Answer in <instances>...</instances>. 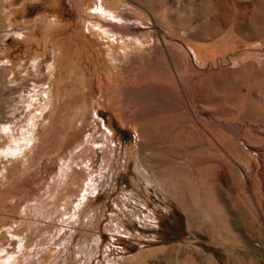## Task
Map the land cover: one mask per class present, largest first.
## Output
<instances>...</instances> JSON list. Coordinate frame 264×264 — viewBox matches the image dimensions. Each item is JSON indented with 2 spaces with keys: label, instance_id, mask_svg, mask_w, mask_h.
Masks as SVG:
<instances>
[{
  "label": "rangeland",
  "instance_id": "rangeland-1",
  "mask_svg": "<svg viewBox=\"0 0 264 264\" xmlns=\"http://www.w3.org/2000/svg\"><path fill=\"white\" fill-rule=\"evenodd\" d=\"M50 2L0 0V264H264V0Z\"/></svg>",
  "mask_w": 264,
  "mask_h": 264
},
{
  "label": "bare ground",
  "instance_id": "bare-ground-1",
  "mask_svg": "<svg viewBox=\"0 0 264 264\" xmlns=\"http://www.w3.org/2000/svg\"><path fill=\"white\" fill-rule=\"evenodd\" d=\"M50 4H51V6L53 7V10L56 12V17H58L57 15H62L61 14V9H60V7H59V0H51V2H50ZM114 18H116V16L114 17ZM119 18V17H118ZM153 103V102H152ZM162 105V104H161ZM173 106V105H172ZM172 106H169V107H172ZM145 108V107H144ZM147 108V107H146ZM145 108V109H146ZM148 109V108H147ZM156 110V109H155ZM157 112H159V110L157 111ZM206 127V126H205ZM197 132V131H196ZM199 132H200V130H199ZM205 159V158H204ZM201 161H203V159L201 160ZM209 162V161H208ZM208 173V172H207ZM206 179V178H205ZM236 225V224H235Z\"/></svg>",
  "mask_w": 264,
  "mask_h": 264
}]
</instances>
